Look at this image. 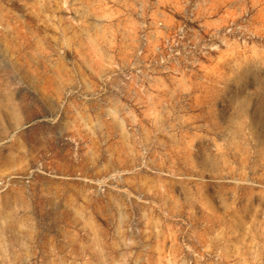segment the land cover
Here are the masks:
<instances>
[{"label": "rangeland", "instance_id": "obj_1", "mask_svg": "<svg viewBox=\"0 0 264 264\" xmlns=\"http://www.w3.org/2000/svg\"><path fill=\"white\" fill-rule=\"evenodd\" d=\"M0 264H264V0H0Z\"/></svg>", "mask_w": 264, "mask_h": 264}]
</instances>
